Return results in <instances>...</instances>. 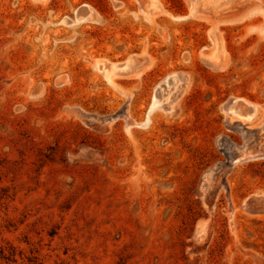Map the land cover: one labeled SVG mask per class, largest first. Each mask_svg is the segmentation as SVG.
<instances>
[{
    "label": "rangeland",
    "instance_id": "374dc122",
    "mask_svg": "<svg viewBox=\"0 0 264 264\" xmlns=\"http://www.w3.org/2000/svg\"><path fill=\"white\" fill-rule=\"evenodd\" d=\"M149 1L0 0V264H264V159L233 163L264 139V0Z\"/></svg>",
    "mask_w": 264,
    "mask_h": 264
},
{
    "label": "bare ground",
    "instance_id": "6f19581e",
    "mask_svg": "<svg viewBox=\"0 0 264 264\" xmlns=\"http://www.w3.org/2000/svg\"><path fill=\"white\" fill-rule=\"evenodd\" d=\"M37 2H46L47 0H34ZM146 1V0H144ZM189 5L190 13L193 15H200L203 18H215L216 20L222 19L229 11L232 12L235 7L243 3L244 0H187ZM251 1V0H249ZM148 2V1H147ZM149 4L152 5L149 14H142L143 17L147 20H152L155 18L156 14L161 13L160 6L155 2V0H150ZM149 7V6H148ZM145 11L148 8L144 7ZM85 13L84 16L77 15L75 22L79 23L86 18L92 16V10L87 7L83 10ZM81 13V12H80ZM79 14V13H78ZM164 14H167L164 12ZM262 14L264 13L261 10H254L250 13V15ZM229 15V14H228ZM213 36V34H211ZM212 40V48L209 50L204 49L202 51V61L212 70H218L223 68L226 65V57H224V52L222 50V46L220 43V39L218 35L215 33L214 38ZM99 62L95 63V68H99ZM103 77L110 84H113V80L115 77L119 75H137L141 74L140 68L142 67V63L133 64L132 61L126 62L122 65H102ZM100 69V68H99ZM143 72V71H142ZM239 100H234L233 103L229 104L225 110L227 114V120H237L236 122H240L245 124L244 126H251L255 124H260L263 121V117L261 116L263 110L258 108L257 106L251 105L248 102L242 100V103H237ZM241 101V100H240ZM262 112V113H261ZM263 118V119H262ZM257 144L260 147L264 146V139L257 141ZM240 159L236 161L238 163Z\"/></svg>",
    "mask_w": 264,
    "mask_h": 264
},
{
    "label": "water",
    "instance_id": "95a60500",
    "mask_svg": "<svg viewBox=\"0 0 264 264\" xmlns=\"http://www.w3.org/2000/svg\"><path fill=\"white\" fill-rule=\"evenodd\" d=\"M233 102L234 100L229 102L225 107H227L229 104ZM237 103L241 104L242 100L241 101L239 100ZM236 151L238 154H237V158L233 161V163L235 164H237L236 161L238 159H240L238 163L264 159V146L260 147L257 144V141L253 143H246L242 147L237 148ZM248 206L255 212H264V196L252 197L248 201Z\"/></svg>",
    "mask_w": 264,
    "mask_h": 264
}]
</instances>
